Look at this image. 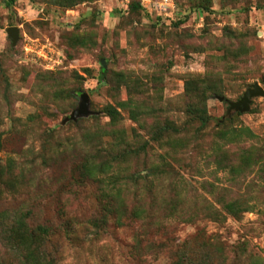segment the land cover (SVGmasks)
I'll return each instance as SVG.
<instances>
[{"label": "rangeland", "instance_id": "374dc122", "mask_svg": "<svg viewBox=\"0 0 264 264\" xmlns=\"http://www.w3.org/2000/svg\"><path fill=\"white\" fill-rule=\"evenodd\" d=\"M132 1L142 8L132 11ZM203 1L0 0V170L9 178L13 165L18 177L13 191L0 185V214L29 209L32 224L50 226L59 264H175L185 249L208 264L264 261V96L229 111L253 84L264 88V0ZM12 26L20 29L16 45ZM207 74L220 92L208 98L213 119L200 130L190 121L186 83ZM76 89L89 94L92 113L67 120L81 101ZM106 105L120 112L115 126ZM168 123L181 129L167 136L185 146L179 153L152 139ZM114 128L128 143L150 141L125 167L154 181L159 165L169 176L161 193L185 219L169 217L147 233L127 215L121 222L112 215L103 228L90 222L105 212L108 184L81 176L85 138ZM242 199L252 211L224 210L222 202Z\"/></svg>", "mask_w": 264, "mask_h": 264}, {"label": "trees", "instance_id": "16d2710c", "mask_svg": "<svg viewBox=\"0 0 264 264\" xmlns=\"http://www.w3.org/2000/svg\"><path fill=\"white\" fill-rule=\"evenodd\" d=\"M82 1L84 0H52V2L62 6H72ZM15 2L16 0H6L9 7L13 6ZM205 2L207 1L204 0L201 5H206ZM141 8L140 1H132L130 4L132 11H138ZM105 61L107 62V60ZM0 70L3 72L2 69ZM101 70L100 83H107V66L103 63ZM3 73L1 75L4 76ZM208 77L209 74L204 77L190 78L186 83V95L190 101L194 100V103L192 102L189 107L190 121L198 122L200 130L210 126L213 119L207 111L208 98L211 97L212 93L220 92L215 86L216 84L210 83ZM80 91V89H76L73 90V93L75 96H81ZM105 112L111 117V123L115 126L120 118L118 109L112 105H106ZM236 114H240V112H236ZM226 118L223 122L219 120L218 124H226L227 121L231 120L230 116ZM101 131L96 130L87 134L85 142L91 147L79 168L83 178L97 179L108 184L107 194L102 195L107 201H101L102 209L105 212L99 218L94 217L90 222L97 228H103L108 224L112 215H116L117 220L120 222L122 217L127 215L134 222L141 221L145 223L143 230L147 233V230L162 226L164 220L169 217L180 215L183 218V208H180V204L174 201V198H168V195L161 193L164 188L160 187V182L169 176L168 174L160 175L165 171H162L159 165L152 166L154 174L157 175L154 181L125 167L126 163L133 158L148 153L149 148L152 146L150 141L140 143L138 139L136 144H131L124 138H118L123 137V133L116 128L108 134ZM155 131L152 139L160 147H168L174 153H179L184 149V145L167 137L170 133L180 132L179 127L168 123ZM109 135L113 138L112 140L106 138ZM1 148L2 143L0 140ZM42 158L43 162L47 163L45 154H42ZM13 164L15 165L16 162L14 161ZM19 167L24 171L27 170L25 166L21 165ZM12 170L13 165L10 166L9 178H3V172L0 170V185H4L9 191L16 189L18 182V177L12 173ZM238 170L242 172V169ZM156 181L159 182V185ZM154 182H156L157 188H155ZM222 204L224 210L235 217H240L244 212L253 210V206L243 199L241 201L222 202ZM217 213H219V217L223 216L222 211L217 210ZM52 232V228L46 224H32L29 209L12 217L7 211L2 212L0 214V264H59V248H49L52 241ZM140 234L139 231L138 235ZM10 251L18 255L17 258L11 261L6 257L7 252ZM240 251L244 252L245 250L240 249L235 253L238 254ZM175 264H208V259L199 251L190 255L185 249ZM254 264H264V261L258 258Z\"/></svg>", "mask_w": 264, "mask_h": 264}, {"label": "water", "instance_id": "95a60500", "mask_svg": "<svg viewBox=\"0 0 264 264\" xmlns=\"http://www.w3.org/2000/svg\"><path fill=\"white\" fill-rule=\"evenodd\" d=\"M8 35L12 40L13 45H16L20 35V29L17 26H12L8 28ZM103 64L106 66V61L103 60ZM264 96V88L255 83L253 86L248 88L244 93L243 97L235 102H230V112L231 111H245L249 110L250 104L253 97ZM92 113L90 109V96L87 92L81 94V101L79 106L72 112V114L67 118V120H77L81 116H88Z\"/></svg>", "mask_w": 264, "mask_h": 264}]
</instances>
